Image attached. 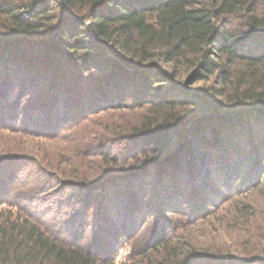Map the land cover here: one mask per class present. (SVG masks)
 Wrapping results in <instances>:
<instances>
[{"label":"trees","instance_id":"trees-1","mask_svg":"<svg viewBox=\"0 0 264 264\" xmlns=\"http://www.w3.org/2000/svg\"><path fill=\"white\" fill-rule=\"evenodd\" d=\"M0 264H264V0H0Z\"/></svg>","mask_w":264,"mask_h":264},{"label":"rangeland","instance_id":"rangeland-1","mask_svg":"<svg viewBox=\"0 0 264 264\" xmlns=\"http://www.w3.org/2000/svg\"><path fill=\"white\" fill-rule=\"evenodd\" d=\"M129 249H130V246L129 245L124 246L122 248V251H121L120 255H119V259H121V260L124 259L125 256L127 255V253L129 252Z\"/></svg>","mask_w":264,"mask_h":264}]
</instances>
